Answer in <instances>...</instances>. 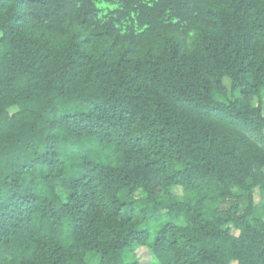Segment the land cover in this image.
Masks as SVG:
<instances>
[{"label":"trees","instance_id":"16d2710c","mask_svg":"<svg viewBox=\"0 0 264 264\" xmlns=\"http://www.w3.org/2000/svg\"><path fill=\"white\" fill-rule=\"evenodd\" d=\"M135 246L264 264V0H0V264Z\"/></svg>","mask_w":264,"mask_h":264},{"label":"rangeland","instance_id":"374dc122","mask_svg":"<svg viewBox=\"0 0 264 264\" xmlns=\"http://www.w3.org/2000/svg\"><path fill=\"white\" fill-rule=\"evenodd\" d=\"M155 236V233L152 237ZM134 251L136 252L140 262L142 264H157L156 260H154L153 256L150 254V251L145 246H135Z\"/></svg>","mask_w":264,"mask_h":264}]
</instances>
